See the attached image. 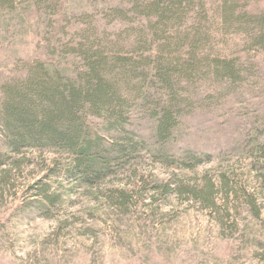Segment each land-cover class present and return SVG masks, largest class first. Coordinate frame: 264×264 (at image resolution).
Returning <instances> with one entry per match:
<instances>
[{"label":"rangeland","instance_id":"rangeland-1","mask_svg":"<svg viewBox=\"0 0 264 264\" xmlns=\"http://www.w3.org/2000/svg\"><path fill=\"white\" fill-rule=\"evenodd\" d=\"M119 2L0 0V101L27 62L80 70L72 46L84 30L117 35ZM247 56L258 76L227 98L196 101L168 158L156 155L154 121L136 111L127 128L145 144L94 185L68 174L71 158L56 149L1 157L0 264H264V58ZM93 121L110 143L106 122ZM188 149L211 158L185 168L174 158Z\"/></svg>","mask_w":264,"mask_h":264},{"label":"trees","instance_id":"trees-1","mask_svg":"<svg viewBox=\"0 0 264 264\" xmlns=\"http://www.w3.org/2000/svg\"><path fill=\"white\" fill-rule=\"evenodd\" d=\"M119 1L112 16L126 25L117 35L84 30L72 46L80 70L35 60L24 65L22 76L3 84L0 159L24 149H56L71 158L68 174L94 185L145 144L144 136L127 128L132 111L154 121L156 155L168 158L165 146L196 101L227 98L249 85L246 76H258L247 53L264 58L260 3ZM95 119L106 122L110 143L91 128ZM256 153L264 157V142L256 144ZM210 158L188 149L174 159L194 168Z\"/></svg>","mask_w":264,"mask_h":264}]
</instances>
